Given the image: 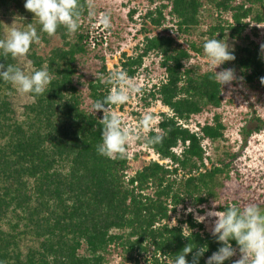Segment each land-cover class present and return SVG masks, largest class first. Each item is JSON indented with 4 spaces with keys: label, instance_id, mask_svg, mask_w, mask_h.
Returning a JSON list of instances; mask_svg holds the SVG:
<instances>
[{
    "label": "trees",
    "instance_id": "1",
    "mask_svg": "<svg viewBox=\"0 0 264 264\" xmlns=\"http://www.w3.org/2000/svg\"><path fill=\"white\" fill-rule=\"evenodd\" d=\"M148 1L150 6L136 20L142 37L134 54L122 53L121 69L133 78L146 58H158L163 78L141 90L168 111L141 143L169 161L149 160L130 174L128 155L110 159L98 154L103 112L95 115L84 105L82 85L92 104L113 87L95 78L81 80L78 59L100 45L91 41L89 1L78 0L76 32L59 26L49 36L25 9V0H0V39L5 38L4 17L17 16L24 26L35 27L40 40L26 54L31 73L46 67L52 76L44 94L28 93L20 112L13 103L16 88L0 80V264H110L118 250L120 264H170L188 244L208 249L199 259L205 264L220 247L192 212H183L176 225L168 222L181 204L200 213L211 201L217 202L218 211L227 204L243 206L236 200L220 201L237 154L224 150L213 159L203 144L226 140L222 115L214 112L196 129L189 125L195 115L218 109L224 101L214 69L202 70L191 60L206 57L207 39L241 40L232 48L235 59L222 66L232 64L246 84L264 88V29L259 28L264 0ZM136 12L130 10V17ZM205 12L210 22L203 26ZM54 37L60 44L41 53V43L49 45ZM98 57L100 75L107 77L106 58ZM0 63L22 68L10 54L0 56ZM258 120L255 131L264 129V120ZM156 133L162 140L148 143ZM178 146L180 152L174 150ZM234 261L235 256L225 264Z\"/></svg>",
    "mask_w": 264,
    "mask_h": 264
},
{
    "label": "rangeland",
    "instance_id": "2",
    "mask_svg": "<svg viewBox=\"0 0 264 264\" xmlns=\"http://www.w3.org/2000/svg\"><path fill=\"white\" fill-rule=\"evenodd\" d=\"M92 9L95 11L94 22H90V36L91 41H98L100 45L91 50L78 59L79 72L83 75L82 81L87 82L91 78H95L101 74L102 60L98 56H105L107 70L122 71L120 58L123 52L127 55L134 54V47L141 39L142 35L139 33L140 24L139 15L150 6L148 0H88ZM136 9L137 12L130 17V10ZM109 14L111 26L105 28L101 23V17ZM203 26L210 22L209 17L205 12ZM137 20V21H136ZM5 21V37L7 33L13 28L25 29L29 26L23 24L22 20L17 16L4 17ZM87 27V22L85 23ZM261 30L264 29V24L260 25ZM158 32L157 30L153 33ZM249 32V31H248ZM256 40H259L257 38ZM224 41H227L231 49L235 44H240L241 40H233L227 36ZM60 40L54 37L49 45L41 43L40 52L46 53L54 45H59ZM94 47V43H92ZM20 65L26 74H31V64L26 58V55L18 57ZM192 62H197L202 70L210 69L208 66L207 57L196 56ZM226 68H232L235 73V79L230 85H225L223 88L224 101L220 108L207 110L201 114L195 115L190 122V127L196 129L197 123H204L210 120L214 112H219L223 121L226 124L224 142L211 143L209 140H204L203 144L208 156L217 159L224 150L237 154L233 159L232 170L229 173L230 177L225 181L221 189L220 201H238L240 204L246 205L249 203L261 204L264 208V129L255 131V127L261 124L264 120V88L251 87L246 84L238 70L229 64ZM224 67L220 65L217 71L223 70ZM95 74V75H94ZM163 78V68L159 64V60L155 56H150L145 59L144 65L141 67L138 74L128 79L138 84L140 88L150 87L153 83L158 82ZM86 98L84 105L89 110L92 109V102L87 97V86L82 85ZM30 99L28 93H21L17 91L13 98V103L18 112L22 110V106ZM147 101L150 103L147 104ZM109 111L115 112L119 115L125 126L131 131V139L127 147V155L130 158L129 173L133 174L137 169L147 163L149 160L155 158L161 159L156 152L150 148L146 143L141 141L144 139L147 132L156 127L160 119V114L168 111L159 100L148 99V96L141 90L139 93H133L127 103L123 105H115L109 108ZM143 113H150L153 117L151 126L145 129L141 126V115ZM252 130L251 133L248 131ZM177 152H180V146L176 147ZM167 162V159L164 160ZM207 164H210L207 160ZM211 201L205 206V211L200 213L191 207L180 206L182 212H189L191 208L193 216H205L213 209ZM217 203V202H216ZM217 205V204H216ZM216 211H218L216 209ZM214 217L206 216L203 224L207 231L211 232L214 224ZM120 250L116 251L111 257V263L115 264L118 261ZM118 255V256H117ZM235 260L239 259V251H237Z\"/></svg>",
    "mask_w": 264,
    "mask_h": 264
},
{
    "label": "clouds",
    "instance_id": "3",
    "mask_svg": "<svg viewBox=\"0 0 264 264\" xmlns=\"http://www.w3.org/2000/svg\"><path fill=\"white\" fill-rule=\"evenodd\" d=\"M24 7L38 18L40 31L52 36L59 26H64L69 34L76 32L80 27V5L78 0H25ZM88 15L95 17L96 13L89 5ZM105 28L111 26L109 14L100 18ZM40 40L37 29L29 26L25 29L13 27L4 39H0V56L7 58L22 57L29 52L30 46ZM264 49V45H261ZM203 52L207 57L208 66L214 69L215 81L224 88L235 79L232 68H217L227 61L235 59L234 52L227 41L210 38L203 43ZM95 75V74H94ZM101 83L112 85L109 94L102 100H97L93 105V113L103 112L98 124L102 126L101 143L97 145L98 154L115 158H124L127 155V147L131 139V131L124 125L122 118L115 112L109 111L110 106L123 105L128 102L130 95L139 93L138 84L128 79L123 71H111L104 75L96 76ZM0 80L11 83L17 91L42 95L51 83L52 76L46 67L32 72L30 75L12 64L0 63ZM264 83V78H262ZM153 117L150 113L141 115V126L148 129ZM162 140L159 133L148 138V143L156 144ZM215 202L213 209L205 216H196L197 222H203L206 216L214 217L211 235L220 244V247L208 256L205 264H225L239 251V259L233 264H264V208L255 203L243 206L235 204L224 205V210L216 211ZM189 212L193 211L191 208ZM186 237V236H185ZM236 242V247L233 246ZM195 252H193V250ZM207 248L190 247L189 244L176 253L170 264H199V259L207 252ZM192 253V260H188V254Z\"/></svg>",
    "mask_w": 264,
    "mask_h": 264
},
{
    "label": "built area",
    "instance_id": "4",
    "mask_svg": "<svg viewBox=\"0 0 264 264\" xmlns=\"http://www.w3.org/2000/svg\"><path fill=\"white\" fill-rule=\"evenodd\" d=\"M174 150L177 152V150H176V147L174 148ZM157 154V153H156ZM158 155V154H157ZM159 156V155H158ZM129 157V156H128ZM130 159V158H129ZM154 160H157V161H160L161 163L162 162H164V160H166V159H159V158H155ZM169 160L167 159V162H168ZM167 162H164V163H167ZM180 206H183L182 204L181 205H179L178 206V208H177V211L176 212H172L171 213V218H170V220H168V222L170 223V224H177V218L178 217H180L181 215H182V211H183V209L182 208H180ZM187 213V212H186ZM195 218V217H194ZM118 256V255H117ZM119 257H120V255H119ZM120 260H121V257H120V259L118 258V261L115 263V264H120ZM110 264H112L111 263V261H110Z\"/></svg>",
    "mask_w": 264,
    "mask_h": 264
}]
</instances>
